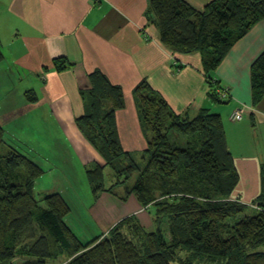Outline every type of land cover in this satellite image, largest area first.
<instances>
[{
    "label": "trees",
    "instance_id": "trees-1",
    "mask_svg": "<svg viewBox=\"0 0 264 264\" xmlns=\"http://www.w3.org/2000/svg\"><path fill=\"white\" fill-rule=\"evenodd\" d=\"M147 16L158 28L161 46L173 54H199L212 103H228V91L210 77L231 49L264 22V0H212L197 9L186 0H149ZM3 61L0 42V63ZM57 71L72 64L54 60ZM85 114L77 126L103 163L86 165L95 199L105 191L103 170L117 159L126 179L136 174L125 194L154 211L146 230L134 218L84 243L65 223L71 208L59 193L37 200L32 187L44 171L16 147L0 156V264H173L178 251L210 264H264V184L252 203L231 200L238 173L227 148L221 115L201 109L194 117L176 114L149 84L134 89L140 125L150 133L142 164L120 145L115 113L123 93L100 72L89 75ZM251 104L264 98V51L250 67ZM227 97L219 99L218 92ZM28 104L38 98L25 92ZM0 123V147L5 143ZM117 177L119 184L122 179ZM110 192V191H109ZM167 234V236H166Z\"/></svg>",
    "mask_w": 264,
    "mask_h": 264
},
{
    "label": "crops",
    "instance_id": "crops-1",
    "mask_svg": "<svg viewBox=\"0 0 264 264\" xmlns=\"http://www.w3.org/2000/svg\"><path fill=\"white\" fill-rule=\"evenodd\" d=\"M186 1L202 9L212 0ZM148 4L149 0H0V102L5 93L0 123L5 120V140L11 135L8 131L18 130L19 147L11 139L10 144L39 166L49 162L55 169L69 170L76 164L86 170L87 164L103 163L77 126L86 112L83 93L91 88L88 77L100 72L123 93L124 107L115 113L122 150L143 155L150 133L140 125L133 91L145 81L176 114L192 118L201 109L223 114L227 148L238 173L231 200L250 204L264 184V98L252 106L249 82L251 64L264 51V24L249 32L252 41L244 42L225 71L214 72V79L228 91L229 106L221 109L207 97L200 55L164 49L154 19L146 15ZM56 59L72 66L57 71ZM23 82L29 89L19 88ZM15 89L21 90L17 98ZM28 90L36 94V103H27ZM236 110L243 117L233 122L230 116ZM87 208L100 231L97 236L125 217L145 213L134 196L120 201L107 192Z\"/></svg>",
    "mask_w": 264,
    "mask_h": 264
},
{
    "label": "rangeland",
    "instance_id": "rangeland-1",
    "mask_svg": "<svg viewBox=\"0 0 264 264\" xmlns=\"http://www.w3.org/2000/svg\"><path fill=\"white\" fill-rule=\"evenodd\" d=\"M262 24H264V22H262ZM246 36L241 41V43H238V45L235 47V49H233V48H232L233 50L231 49V51L227 55L228 57L226 56L225 59L223 60V61H225V63L222 62L223 64L221 63L222 65H220L217 68L218 72L219 71L223 72V71H225L226 68H228V65L230 64V61L232 60L233 56L235 54H237L238 50H240L239 48L244 44V42L249 43L246 41L247 40L252 41L253 36L250 35V33L247 37ZM227 58H229V59H227ZM226 60H228V61H226ZM209 76L213 78L214 73L210 72ZM19 88L20 89H29V88H27L26 82L21 83ZM18 91H21V90L15 89V91L13 92V96H15V98H17V95H19ZM2 98L4 99V101L0 102V111L3 108L5 109V93L3 94ZM20 99H21V97H20ZM214 104H215L214 106L217 105V107L221 108V109L222 108L226 109V107L229 106V104H227V103L226 104L214 103ZM212 112L215 113L214 111H212ZM233 112L234 111H232V113ZM220 115H221V118L223 119V124H225L223 114H220ZM1 121H3L2 125L5 129V120L3 119ZM23 125L26 127L28 124L23 123ZM10 126L14 127V124H11ZM29 126L32 127V124H30ZM8 133L11 135L8 137L9 140L6 139V141H7L6 145L4 143L0 147V156L6 155L9 152L10 146L14 147L13 145H11V144H13V142L16 144L17 147H19V141H20V134L21 133H19L18 130H16V132H14V133H10L8 131ZM11 137H13V138H11ZM10 139L13 142H11ZM4 140H5V138H4ZM10 142H11V144H10ZM21 143H20L21 149H25L23 147L24 146L23 142H21ZM130 155L134 158V160L136 162L142 164L141 157L143 155H140V154L139 155L138 154H130ZM120 161H121L120 159H117L115 164H113V167L106 166L104 168L102 183H103V188L105 190L110 191V192L109 191H105V192L110 193L111 195H113L114 197H116L120 201H122V200L124 201L127 198H129L130 196H134L132 194L126 196L125 188L134 183L135 178H136V174H132L131 177L128 179H126L125 175H123V176L121 175L119 177V175L117 174V171H119V170L115 171V169H119L120 167H123V164H121ZM90 164H91L90 166L93 167V169H94L95 166L92 165V163H90ZM74 166H75L74 169L64 170V168H62V167H58L59 169H55L53 166L50 165L49 162L47 164L42 163L40 165V167L43 169L44 173L40 178H38L34 182V185L32 187V193L37 200H41L43 197L50 195L52 193H59L67 201V203L69 204V206L71 208L70 214L65 218V223L71 228V230L76 234V236L82 242L86 243V242L90 241L92 238H94L95 236L100 234L99 229L96 227L94 218L89 213V210L87 212V209H88L87 207L89 205H91V203L94 201L95 198H94L93 193H92V188H91L89 181L87 179L86 170H83V169L81 170V167L77 166L76 164H74ZM117 177H119V179H122L121 182H123V183L119 184L118 182H116ZM253 202H251L247 206H249V209H251V210H254V209L256 210L257 207L255 205H252ZM140 207L143 211H145V213H143V214L141 213V217H139L137 214H132L128 217H125L124 219L134 218L136 220V222L139 224V226L145 228L148 231L149 230L154 231L158 227L161 228V230L166 229V223L165 222H163L162 224H159L158 226H154L155 225L154 214H153L154 211L152 208H150V206L144 207L143 205L140 204ZM148 215L152 218V224L153 225L151 227L148 225L149 224ZM138 218L141 219V223H140ZM166 236H167V234H166ZM259 250L264 251V247L259 249ZM66 261H67L66 258L63 257L58 262H55L54 264H64ZM173 264H210V263H208L205 260H202L200 258L194 259V258H192L191 254L188 252L178 251V255L175 257V260H173ZM218 264H221V263H218Z\"/></svg>",
    "mask_w": 264,
    "mask_h": 264
},
{
    "label": "built area",
    "instance_id": "built-area-1",
    "mask_svg": "<svg viewBox=\"0 0 264 264\" xmlns=\"http://www.w3.org/2000/svg\"><path fill=\"white\" fill-rule=\"evenodd\" d=\"M218 97H219V99H225L227 97V92L226 91H219ZM242 117H243V112L240 110H236L231 114L230 120L233 122H238L242 119Z\"/></svg>",
    "mask_w": 264,
    "mask_h": 264
}]
</instances>
